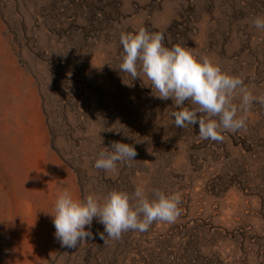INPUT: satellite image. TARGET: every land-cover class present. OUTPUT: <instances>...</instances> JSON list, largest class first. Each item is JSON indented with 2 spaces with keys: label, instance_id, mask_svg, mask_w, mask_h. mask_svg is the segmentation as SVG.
<instances>
[{
  "label": "rangeland",
  "instance_id": "rangeland-1",
  "mask_svg": "<svg viewBox=\"0 0 264 264\" xmlns=\"http://www.w3.org/2000/svg\"><path fill=\"white\" fill-rule=\"evenodd\" d=\"M257 16L264 0H0V264H264ZM140 28L239 76L257 98L238 112L246 130L212 141L200 139L198 124L175 127L181 109L155 97L147 77L119 70L121 33ZM240 101L237 90L232 102ZM113 142L133 145L135 160L96 169ZM138 186L150 200L157 190L177 195L175 222L117 240L94 218L92 237L77 248L56 239L50 214L63 190L103 203Z\"/></svg>",
  "mask_w": 264,
  "mask_h": 264
},
{
  "label": "clouds",
  "instance_id": "clouds-1",
  "mask_svg": "<svg viewBox=\"0 0 264 264\" xmlns=\"http://www.w3.org/2000/svg\"><path fill=\"white\" fill-rule=\"evenodd\" d=\"M252 23L257 30H264V16L255 17ZM164 39L163 33H150L144 28L136 33H121L123 54L119 70L133 81L147 77L155 97L171 99L181 109L172 113L175 127L183 129L198 124L201 140L222 141V131L246 130V117L238 112L246 113L257 98L244 86V81L223 72L210 58H198L180 44L166 47ZM237 90L241 93L239 106L232 102ZM186 101L198 107L185 108ZM198 113L206 114L208 119H201ZM108 149L99 153L94 164L96 169L115 171L118 162L135 160L137 155L135 147L127 143L113 142ZM132 199L135 206L130 204ZM179 204L177 195L158 190L150 200L139 186L132 196L113 190L103 203L94 195L77 200L68 190H63L56 199L54 214L50 215L56 239L62 247L74 249L92 237L86 226L90 228L94 218L104 226L108 238L118 240L129 230L147 232L154 222L174 223L180 215Z\"/></svg>",
  "mask_w": 264,
  "mask_h": 264
}]
</instances>
